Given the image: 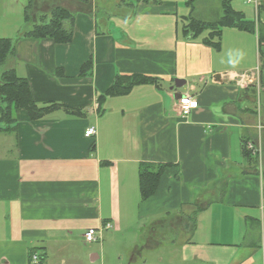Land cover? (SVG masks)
<instances>
[{
  "label": "crops",
  "instance_id": "obj_1",
  "mask_svg": "<svg viewBox=\"0 0 264 264\" xmlns=\"http://www.w3.org/2000/svg\"><path fill=\"white\" fill-rule=\"evenodd\" d=\"M98 1L100 24L94 0L55 2L74 14L68 44H15L12 68L33 102L57 108L35 119L19 108L0 133V264H96L105 249L126 264H147L146 253L162 250L169 264H264V26L224 28L216 49L202 41L208 32H184L186 0L188 14L178 0H128L112 12ZM234 5L247 21L264 20ZM24 7L1 0L0 17H23ZM133 75L157 81L106 95L117 77ZM175 79L185 85L171 89ZM177 94L194 97L197 109L182 118ZM248 141L261 159L244 153ZM142 165H165L146 200ZM100 228L94 243L84 241ZM79 245L86 251L72 254Z\"/></svg>",
  "mask_w": 264,
  "mask_h": 264
},
{
  "label": "trees",
  "instance_id": "obj_2",
  "mask_svg": "<svg viewBox=\"0 0 264 264\" xmlns=\"http://www.w3.org/2000/svg\"><path fill=\"white\" fill-rule=\"evenodd\" d=\"M57 0H27L23 10V22L30 28L20 37L37 40L48 39L55 44H68L72 40V25L74 14L67 9L55 5ZM227 1L224 4L223 14L214 22L199 21L190 15L184 19L187 21L184 32L191 37H199L203 32H208L202 39L203 43L219 48L216 37L224 28H235L238 30L254 32V24L247 21L243 14L235 11ZM43 3H51L54 6L48 12H40L37 7ZM186 5L193 7L192 0H186ZM264 10V8H263ZM8 38H0V67L7 62H12L15 57V44ZM260 42V38H259ZM13 65V64H12ZM91 69V61L84 63L79 75L85 76ZM155 78L133 75L130 77H117L115 83L106 92L107 96H121L128 94L135 86L144 84H155ZM23 108L33 119L40 118L57 108V105L49 104L38 107L32 100L30 87L24 78L16 75L12 66L0 71V133L6 132L15 122L14 112ZM246 155L250 154L244 151ZM165 165H142L139 170L140 195L142 200L153 196L157 190L159 181L164 173ZM262 195L264 200V173ZM41 264V263H40Z\"/></svg>",
  "mask_w": 264,
  "mask_h": 264
},
{
  "label": "rangeland",
  "instance_id": "obj_3",
  "mask_svg": "<svg viewBox=\"0 0 264 264\" xmlns=\"http://www.w3.org/2000/svg\"><path fill=\"white\" fill-rule=\"evenodd\" d=\"M94 1H95V4H97L96 19H97V22L100 24V20L102 18L104 19L105 13H104L103 9L98 7L100 2L98 0H94ZM103 1H106L105 4H107V8H109V12H112L113 7L118 2H120V3L125 2L126 3L128 0H103ZM178 1L181 2L180 6H181L182 10L184 11L186 9L185 11L188 14L189 9L184 6V0H178ZM227 1H229V0H192L193 7L191 10V14L199 21L214 22V21L218 20L220 18V16L223 14L224 4L227 3ZM230 1L231 2H229V3L231 5H229V6H231V8L233 7L232 2H234V4H235L234 6L237 5V2H241V3L244 2L245 7H247V8L253 7L252 4H248V3L246 4V0H230ZM84 3H86V2H84ZM26 4H27V0H25V6H26ZM109 5H110V7H109ZM263 8H264V0L257 1V15L262 14V13L264 14ZM36 9H37V7H36ZM235 11H239V10L235 9ZM253 11L255 12V9H253ZM2 12H3V10L1 9V0H0V14ZM18 18L19 17L15 18L12 16L9 20L8 19L3 20L0 17V29L2 30V31H0V38H12V40L15 41L16 39L17 40L20 39V36L30 28V25L24 24L22 16H20L19 19ZM251 20H252V15H251ZM6 22H9L10 25H16V26L20 25V32L17 33V35H16L17 31H15L14 29L10 30V31H8V30L5 31L6 28H3V27L6 26ZM255 23L260 25L258 28V32L260 33L259 29L262 28V26H264V25H261V24H264V20L262 19V21L260 22L259 19L257 18V21L255 19V22L253 21L252 24H255ZM262 36L263 35L261 34V37ZM262 46H264V45H262ZM263 51H264V49H263ZM13 63H14V61H12L11 63L7 62L5 65L0 67V71L4 70L5 68H9V66H12ZM21 70L22 69L17 68L18 74H21ZM263 75H264V71H263ZM260 103H261V106L264 108V100L261 99ZM263 173H264V170H263ZM80 251H86V250L83 249V247H81L79 245L78 248H76V250L72 249V254L77 252V254H79L81 256ZM53 255L56 256V253H54ZM157 255H160L163 258L162 264H169V262H170V260L168 259L169 252L165 251V250L156 251L154 253L153 252L146 253L145 257L147 258V264H154V258ZM119 257H120V259H119ZM51 261H55V258L51 257L50 262ZM126 261H127L126 258L121 259V255L119 253L115 254L111 250L107 251V249H105L103 261L101 262L98 260L96 264H126ZM68 263H69V261H68Z\"/></svg>",
  "mask_w": 264,
  "mask_h": 264
},
{
  "label": "built area",
  "instance_id": "obj_4",
  "mask_svg": "<svg viewBox=\"0 0 264 264\" xmlns=\"http://www.w3.org/2000/svg\"><path fill=\"white\" fill-rule=\"evenodd\" d=\"M257 1L259 0H246V3L253 5L255 9V13H257ZM177 103L179 106V114L182 118L186 117L192 110L197 109V102L187 95L183 96L180 99H177ZM95 134H96V130L94 127H89L84 132V136L87 138H92L95 136ZM243 147L250 155L257 157L258 160L261 159V154H262L261 148L258 147L257 145H254L253 142L248 141L244 143ZM261 212L264 216V202L261 204ZM109 228H111L109 224L103 226V229H109ZM100 232H101V228L89 229L84 234V241L86 243H94L96 241V236L99 235ZM32 262L38 263L39 262L38 257L34 255L32 257Z\"/></svg>",
  "mask_w": 264,
  "mask_h": 264
},
{
  "label": "water",
  "instance_id": "obj_5",
  "mask_svg": "<svg viewBox=\"0 0 264 264\" xmlns=\"http://www.w3.org/2000/svg\"><path fill=\"white\" fill-rule=\"evenodd\" d=\"M214 79L216 81H218L219 77L218 75L216 77H214ZM185 85V81L183 80H178V79H175L174 80V86L171 88V89H180L181 87H183ZM179 97V94L175 95V98L177 99Z\"/></svg>",
  "mask_w": 264,
  "mask_h": 264
},
{
  "label": "bare ground",
  "instance_id": "obj_6",
  "mask_svg": "<svg viewBox=\"0 0 264 264\" xmlns=\"http://www.w3.org/2000/svg\"><path fill=\"white\" fill-rule=\"evenodd\" d=\"M189 96L190 98H192V99H194L195 101H196V99L194 98V97H192V96H190V95H188V94H180L179 95V97L177 98V99H180V98H182L183 96ZM197 102V101H196Z\"/></svg>",
  "mask_w": 264,
  "mask_h": 264
}]
</instances>
